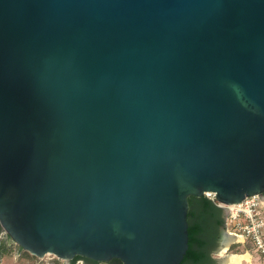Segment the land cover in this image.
Listing matches in <instances>:
<instances>
[{"label":"water","instance_id":"1","mask_svg":"<svg viewBox=\"0 0 264 264\" xmlns=\"http://www.w3.org/2000/svg\"><path fill=\"white\" fill-rule=\"evenodd\" d=\"M263 191L264 0H0V226L23 250L179 264L188 196Z\"/></svg>","mask_w":264,"mask_h":264},{"label":"trees","instance_id":"2","mask_svg":"<svg viewBox=\"0 0 264 264\" xmlns=\"http://www.w3.org/2000/svg\"><path fill=\"white\" fill-rule=\"evenodd\" d=\"M187 223L188 248L179 264H214V260L208 252V245L212 243V240L214 241L219 228L224 225L222 209L218 206L216 201L205 195L188 196ZM1 230L2 228L0 226V231ZM239 245L240 243H232L229 250L235 253L241 251L239 250ZM12 251H16L21 256L35 257L15 244L10 237L5 234L0 240V260L2 256L10 255ZM76 258L95 262L79 255L74 257V259ZM55 261H58V259H53L51 262ZM58 262L56 263L62 264L60 260ZM101 264L123 263L119 259L113 258Z\"/></svg>","mask_w":264,"mask_h":264},{"label":"built area","instance_id":"3","mask_svg":"<svg viewBox=\"0 0 264 264\" xmlns=\"http://www.w3.org/2000/svg\"><path fill=\"white\" fill-rule=\"evenodd\" d=\"M204 195L215 201L214 193L205 192ZM261 204H263V201L260 195L255 194L245 197L238 203L226 205L224 214V229L226 233L236 236L237 240L241 239L243 241L248 239L252 242L256 250L264 252V239L262 237L261 227L259 226L262 222L260 210ZM5 234V231L2 229L0 231V240L5 236ZM234 242L235 241L232 243ZM51 256H53V259H58L62 263H65L56 256ZM69 263L70 261L68 264ZM73 264H83V260L77 259Z\"/></svg>","mask_w":264,"mask_h":264},{"label":"rangeland","instance_id":"4","mask_svg":"<svg viewBox=\"0 0 264 264\" xmlns=\"http://www.w3.org/2000/svg\"><path fill=\"white\" fill-rule=\"evenodd\" d=\"M261 197V196H260ZM263 204H261V224L259 226L262 230V237L264 239V197H261ZM234 243H240L239 250L236 253L238 254H247L249 256V259L242 258L240 259V264H264V252L256 250L252 242H250L248 239L245 240H236ZM232 244V243H231ZM230 244V245H231ZM229 245V247H230ZM223 248L221 247V250ZM221 254V251H220ZM231 254H235V252H231L229 249H227L225 252H223V256H228ZM3 258V262L0 264H57L55 262H51L53 260V256L46 254L42 258L38 257H27L25 255H19L16 251H12L10 255H4L1 257ZM59 263V262H58ZM68 264V263H66Z\"/></svg>","mask_w":264,"mask_h":264},{"label":"bare ground","instance_id":"5","mask_svg":"<svg viewBox=\"0 0 264 264\" xmlns=\"http://www.w3.org/2000/svg\"><path fill=\"white\" fill-rule=\"evenodd\" d=\"M237 237L230 234V233H226L223 232L221 234V242L223 243L222 246V250L221 253H223V251L226 249L227 246H229L230 243H232L233 241H236ZM245 258V259H249V256H247V254H231L228 256H222L219 264H240V259Z\"/></svg>","mask_w":264,"mask_h":264},{"label":"flooded vegetation","instance_id":"6","mask_svg":"<svg viewBox=\"0 0 264 264\" xmlns=\"http://www.w3.org/2000/svg\"><path fill=\"white\" fill-rule=\"evenodd\" d=\"M261 197H264V191L262 193V195H260ZM223 218H224V214H223ZM222 230L225 231L224 229V225L222 227L219 228L218 230V233L215 235V239L214 241L212 240V243H210L208 245V252L211 256V258H213L214 260V264H218V258L220 256V251H221V247L223 246V243L221 242V233H222ZM77 259H80V258H76L74 259V257L70 260V263L69 264H73V262ZM83 260V264H101L100 262H91V261H88V260ZM73 261V262H72Z\"/></svg>","mask_w":264,"mask_h":264},{"label":"crops","instance_id":"7","mask_svg":"<svg viewBox=\"0 0 264 264\" xmlns=\"http://www.w3.org/2000/svg\"><path fill=\"white\" fill-rule=\"evenodd\" d=\"M3 262V258L0 260V263ZM62 264H66V263H62Z\"/></svg>","mask_w":264,"mask_h":264},{"label":"clouds","instance_id":"8","mask_svg":"<svg viewBox=\"0 0 264 264\" xmlns=\"http://www.w3.org/2000/svg\"><path fill=\"white\" fill-rule=\"evenodd\" d=\"M228 249H229V247H228Z\"/></svg>","mask_w":264,"mask_h":264}]
</instances>
